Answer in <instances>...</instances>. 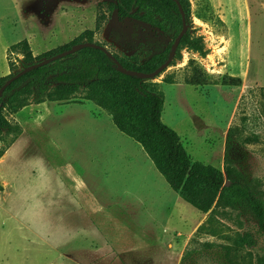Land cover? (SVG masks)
I'll return each instance as SVG.
<instances>
[{"label": "rangeland", "instance_id": "1", "mask_svg": "<svg viewBox=\"0 0 264 264\" xmlns=\"http://www.w3.org/2000/svg\"><path fill=\"white\" fill-rule=\"evenodd\" d=\"M111 1L0 0V76L8 61L24 66L10 45L26 39L42 55L102 13L93 40L109 51L144 60L164 49L167 33L109 13ZM187 1L186 31L208 54L178 44L144 83L162 90L161 120L192 161L230 167L264 201V0ZM8 119L21 131L0 137V264H264L249 207L197 210L92 101L31 103ZM245 233L253 244L238 243Z\"/></svg>", "mask_w": 264, "mask_h": 264}, {"label": "trees", "instance_id": "2", "mask_svg": "<svg viewBox=\"0 0 264 264\" xmlns=\"http://www.w3.org/2000/svg\"><path fill=\"white\" fill-rule=\"evenodd\" d=\"M185 21L189 16L187 0H178ZM109 13L116 11L120 18H136L167 33L170 41L164 47L142 60L136 53L112 54L127 69L152 72L167 59L174 39L182 28V17L175 0H112ZM105 14L96 17L95 29L84 30L70 42L35 56L26 39L10 45L9 53L21 54L23 65L48 57L73 44L93 40L95 30L100 29ZM201 56L208 54L201 37H193L188 31L179 42ZM10 73L0 76V85L13 74L17 66L8 61ZM143 78L126 75L117 70L116 63L101 49L83 47L67 56L31 69L15 79L0 98V137L18 134L21 126L12 123L8 116L31 103L66 101L75 95L89 100L106 110L115 127L138 142L163 176L170 188L187 203L202 213L211 214L217 206L249 207L264 231V201L258 198L252 187L236 178L230 167H218L192 161L179 134L161 120L164 96L153 84L146 86ZM264 114V110H263ZM5 149L0 150V156ZM229 181L228 185L225 182ZM3 185L0 182V190ZM204 225L199 227L203 229ZM250 234H241L238 243L253 244Z\"/></svg>", "mask_w": 264, "mask_h": 264}, {"label": "water", "instance_id": "3", "mask_svg": "<svg viewBox=\"0 0 264 264\" xmlns=\"http://www.w3.org/2000/svg\"><path fill=\"white\" fill-rule=\"evenodd\" d=\"M175 1H176L177 5H178L179 11H180V14H181V17H182V21H183L182 28H181L180 32L177 34L176 38L174 39V42H173L172 47H171V51H170L167 59L165 60V62H163L161 65H159L152 72H148L147 73V72H141V71L127 69L117 60V58L112 54V52L109 51L108 48L105 47L104 45H101V44L96 43V42L82 41V42L73 44L69 49L63 50L61 52H58V53L53 54V55L48 56V57H43L40 60L35 61L33 63H28L26 66H23L19 70L13 72V74L8 76L4 80V82L0 85V98H1L4 90L15 79H17L18 77H20L21 75H23L27 71H29L31 69H34L36 67L45 65V64H47V63H49L51 61H54V60H56L58 58L67 56L69 54H72V53L76 52L77 50H79V49H81L83 47H87V46L95 47V48H98V49H101L102 51H104L107 54V56L112 58V60L116 63L117 70L119 72H122V73L126 74V75H132V76L135 75V76H138L139 78H143V79H149V78H153V77L158 76L162 71L165 70V68L168 66V64L172 60L173 55L175 53V50H176V48H177V46H178V44H179V42L181 40V37L184 35V33L186 32V29H187L186 21H185V14H184L183 8H182V6H181V4L179 3L178 0H175ZM228 184H229V181H226L225 185H228Z\"/></svg>", "mask_w": 264, "mask_h": 264}, {"label": "crops", "instance_id": "4", "mask_svg": "<svg viewBox=\"0 0 264 264\" xmlns=\"http://www.w3.org/2000/svg\"><path fill=\"white\" fill-rule=\"evenodd\" d=\"M172 191H173V190H172ZM173 192H174V191H173ZM174 193H175L176 195H178V193H176V192H174ZM178 196H179V195H178ZM179 197H180V196H179ZM157 239H159V238H157ZM157 239H156V240H157Z\"/></svg>", "mask_w": 264, "mask_h": 264}, {"label": "flooded vegetation", "instance_id": "5", "mask_svg": "<svg viewBox=\"0 0 264 264\" xmlns=\"http://www.w3.org/2000/svg\"><path fill=\"white\" fill-rule=\"evenodd\" d=\"M129 18V17H128ZM142 21V20H141Z\"/></svg>", "mask_w": 264, "mask_h": 264}]
</instances>
